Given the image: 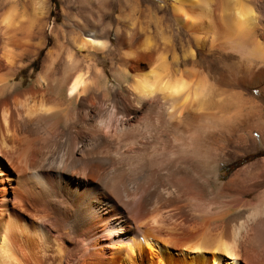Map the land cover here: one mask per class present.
Wrapping results in <instances>:
<instances>
[{"label": "bare ground", "instance_id": "1", "mask_svg": "<svg viewBox=\"0 0 264 264\" xmlns=\"http://www.w3.org/2000/svg\"><path fill=\"white\" fill-rule=\"evenodd\" d=\"M17 1L0 7V264H264V158L220 173L261 151L264 0H134V46L84 27L27 86L43 30Z\"/></svg>", "mask_w": 264, "mask_h": 264}, {"label": "rangeland", "instance_id": "2", "mask_svg": "<svg viewBox=\"0 0 264 264\" xmlns=\"http://www.w3.org/2000/svg\"><path fill=\"white\" fill-rule=\"evenodd\" d=\"M47 3L48 14L40 21L38 17L33 14H36L35 10V0H18L19 11L24 12L27 19H35L34 27H40L43 30L42 33V45L44 47L42 56L39 59V54L37 57L26 60L22 67L19 68L18 75L16 80L12 83L22 82L24 86H27L33 83L41 71L42 62L44 59V54L46 49L49 47H54L55 42L59 47H67L74 38L83 37V28H97L103 29L104 33L107 36L108 47H132L136 44L137 33L132 31L134 28H130L128 24V17H136L134 10L135 1L134 0H45ZM7 0H0V7H4L8 4ZM131 5V6H130ZM133 5V6H132ZM21 8V9H20ZM33 11V12H32ZM35 12V13H34ZM131 12V14H130ZM129 15V16H126ZM31 15V16H30ZM125 15V16H124ZM34 16V17H33ZM129 17V18H130ZM124 18V19H123ZM126 18V20H125ZM134 19V18H133ZM125 20V21H124ZM26 21V20H25ZM41 25V26H40ZM128 25V26H127ZM166 22H163L162 34L164 36H170L171 31L172 37L174 36V31ZM168 29V31H166ZM129 31V32H127ZM155 30L154 34H157L158 37L159 31ZM169 35H166L165 32ZM136 33L135 34H133ZM129 33V34H128ZM132 33V35H131ZM155 38H158L154 35ZM37 36L33 39L36 42ZM171 37V39H172ZM126 38V39H125ZM125 39V42H124ZM160 39V38H158ZM127 42V43H126ZM48 45V47H47ZM56 46V47H58ZM106 58V59H105ZM99 60L106 63L105 70L108 71L111 67V62L105 55H100ZM106 60V61H105ZM264 103V94L261 98ZM263 137H258L256 145L261 147V151L256 154H252L246 158L241 159L238 162L233 164H225L221 169V174L224 178H229L232 176L240 167L254 163L259 159L264 158V121L262 123Z\"/></svg>", "mask_w": 264, "mask_h": 264}, {"label": "clouds", "instance_id": "3", "mask_svg": "<svg viewBox=\"0 0 264 264\" xmlns=\"http://www.w3.org/2000/svg\"><path fill=\"white\" fill-rule=\"evenodd\" d=\"M7 7V5H5ZM13 15L11 11H6L2 18H0V24L7 26L9 24V18Z\"/></svg>", "mask_w": 264, "mask_h": 264}, {"label": "trees", "instance_id": "4", "mask_svg": "<svg viewBox=\"0 0 264 264\" xmlns=\"http://www.w3.org/2000/svg\"><path fill=\"white\" fill-rule=\"evenodd\" d=\"M47 47H48V45H47ZM40 56H39V59L41 58V56H42V52L39 54Z\"/></svg>", "mask_w": 264, "mask_h": 264}]
</instances>
